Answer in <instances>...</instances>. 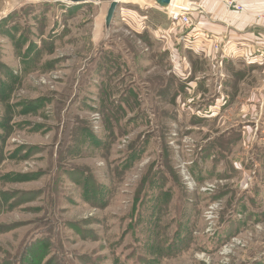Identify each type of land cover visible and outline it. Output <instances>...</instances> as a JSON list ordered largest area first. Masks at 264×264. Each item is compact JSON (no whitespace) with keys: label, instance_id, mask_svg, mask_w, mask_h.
<instances>
[{"label":"rangeland","instance_id":"374dc122","mask_svg":"<svg viewBox=\"0 0 264 264\" xmlns=\"http://www.w3.org/2000/svg\"><path fill=\"white\" fill-rule=\"evenodd\" d=\"M111 2L0 0V264H264V44Z\"/></svg>","mask_w":264,"mask_h":264},{"label":"crops","instance_id":"0c3cea01","mask_svg":"<svg viewBox=\"0 0 264 264\" xmlns=\"http://www.w3.org/2000/svg\"><path fill=\"white\" fill-rule=\"evenodd\" d=\"M194 3L200 5L202 9L200 13L191 16L194 17L193 19H197V22L194 24L196 27L193 31L189 29L184 33V35H188L187 41L181 42L178 39L182 34L181 32L179 35L171 37L167 34L166 41L163 42L168 44L167 50L170 56L176 59V64L180 63L181 69H184V73L179 70L181 71V77L188 79L187 76L190 75L188 66L182 68L183 64H181V59L185 60L188 55L195 54L200 57L203 54L205 56L211 54L212 57L208 61L211 65H214L217 61L214 59L217 51L213 50L214 46L218 45V49L219 47L223 48L221 58L224 59L228 57L225 52L229 51V53L234 54L236 51L241 50L235 49V46L247 48L246 44H264V24L257 19L258 16L264 14V1L245 2L241 12L227 10L220 0H196ZM193 45L194 47H192ZM209 45L210 47H208ZM201 47H204V49ZM245 48L243 51H245ZM184 65L187 64L184 63ZM191 84L195 86L194 83Z\"/></svg>","mask_w":264,"mask_h":264},{"label":"built area","instance_id":"2783aa9c","mask_svg":"<svg viewBox=\"0 0 264 264\" xmlns=\"http://www.w3.org/2000/svg\"><path fill=\"white\" fill-rule=\"evenodd\" d=\"M225 8L229 11H234V12H241L243 10V4L245 2L253 1V0H220ZM255 1H264V0H255ZM190 5V6H189ZM188 7H183L179 5L177 2L168 8L167 10V20L170 22L172 27H190L192 24V19L191 15L193 14L192 12L195 13H200L201 8L197 6L194 3H189ZM194 11H190V9ZM200 9V10H197ZM258 20L261 21L264 24V14L258 16ZM195 26L193 25V28ZM191 31H193L191 29ZM188 35L181 34L178 39L181 40V42H186V38ZM201 39V38H200Z\"/></svg>","mask_w":264,"mask_h":264},{"label":"water","instance_id":"95a60500","mask_svg":"<svg viewBox=\"0 0 264 264\" xmlns=\"http://www.w3.org/2000/svg\"><path fill=\"white\" fill-rule=\"evenodd\" d=\"M25 1H29V0H4V4L7 6L8 2L10 3H14V4H21ZM36 1V0H35ZM59 2H65L68 4H72V5H79V4H86V3H97L99 0H56ZM122 0H112V2L110 3L107 11H106V15H105V19H104V25H105V30L106 33H108L115 11L118 7V4L121 2ZM146 1H151L154 6H156L157 8L161 9V10H168L170 3L172 0H146Z\"/></svg>","mask_w":264,"mask_h":264},{"label":"trees","instance_id":"16d2710c","mask_svg":"<svg viewBox=\"0 0 264 264\" xmlns=\"http://www.w3.org/2000/svg\"><path fill=\"white\" fill-rule=\"evenodd\" d=\"M1 72V71H0ZM0 85H1V81H0ZM3 87H4V85H3ZM3 92V90H0V95L2 94V92ZM4 160V157H3V155H2V151H1V149H0V164L2 163V161ZM2 200V199H1Z\"/></svg>","mask_w":264,"mask_h":264},{"label":"bare ground","instance_id":"6f19581e","mask_svg":"<svg viewBox=\"0 0 264 264\" xmlns=\"http://www.w3.org/2000/svg\"><path fill=\"white\" fill-rule=\"evenodd\" d=\"M151 2V1H150ZM174 4L172 3V4H170V6H169V8L171 7V6H173ZM188 5H189V3H183L181 6H183V7H188ZM190 6V5H189ZM190 9V8H189ZM192 9H190V11H191ZM197 10H200V9H197ZM192 11H194V10H192ZM193 14H195V12H192Z\"/></svg>","mask_w":264,"mask_h":264}]
</instances>
